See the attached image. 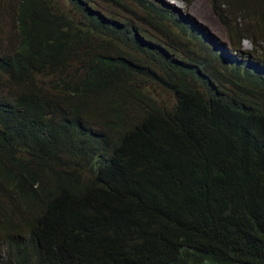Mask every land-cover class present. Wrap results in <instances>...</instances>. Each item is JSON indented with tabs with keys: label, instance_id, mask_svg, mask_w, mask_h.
<instances>
[{
	"label": "trees",
	"instance_id": "16d2710c",
	"mask_svg": "<svg viewBox=\"0 0 264 264\" xmlns=\"http://www.w3.org/2000/svg\"><path fill=\"white\" fill-rule=\"evenodd\" d=\"M209 1L244 66L153 0H0V264H264V0Z\"/></svg>",
	"mask_w": 264,
	"mask_h": 264
},
{
	"label": "rangeland",
	"instance_id": "374dc122",
	"mask_svg": "<svg viewBox=\"0 0 264 264\" xmlns=\"http://www.w3.org/2000/svg\"><path fill=\"white\" fill-rule=\"evenodd\" d=\"M166 6L174 8L180 12L183 16L192 18L194 26L204 27L206 33V40H218L227 44L228 31L218 14L213 8L212 3L209 0H192L190 3H186L183 0H160ZM106 6L113 7L109 1L104 2ZM202 29V28H201ZM243 47L248 49L250 47V41L243 42Z\"/></svg>",
	"mask_w": 264,
	"mask_h": 264
},
{
	"label": "clouds",
	"instance_id": "9594fccd",
	"mask_svg": "<svg viewBox=\"0 0 264 264\" xmlns=\"http://www.w3.org/2000/svg\"><path fill=\"white\" fill-rule=\"evenodd\" d=\"M153 1L159 6V9L162 12V15L165 17H168L171 23L175 25H179V26L188 27L191 30V32L194 30L205 32V28L203 26L202 27L194 26L192 22L193 20L192 18L188 16H183L180 12H178L174 8L168 9L170 8L169 5L166 6V4H164L160 0H153ZM201 28H204V29L202 30ZM214 41L217 42V45L221 43V48H219L221 51V55L226 61H228L229 63L233 65L240 66V67L244 66L246 64L245 62L246 55H249V56L253 55V52H252L253 47H252L251 42H250V47L248 49H245L243 47L241 53H239L238 51L231 49L229 39L227 41V44H224L223 42H219L218 40H214ZM245 52H248V53L245 55ZM248 66L251 69L252 67H254V69L258 71V76L262 77L263 82H264V59L261 60L256 66H251V64L249 63H248Z\"/></svg>",
	"mask_w": 264,
	"mask_h": 264
},
{
	"label": "bare ground",
	"instance_id": "6f19581e",
	"mask_svg": "<svg viewBox=\"0 0 264 264\" xmlns=\"http://www.w3.org/2000/svg\"><path fill=\"white\" fill-rule=\"evenodd\" d=\"M203 29H204V28H202V30H203ZM218 45H219L218 47L221 48V43H219ZM262 60H263V59H262Z\"/></svg>",
	"mask_w": 264,
	"mask_h": 264
}]
</instances>
